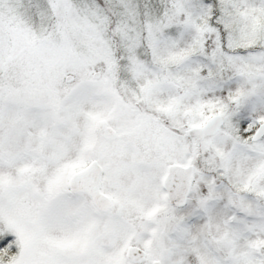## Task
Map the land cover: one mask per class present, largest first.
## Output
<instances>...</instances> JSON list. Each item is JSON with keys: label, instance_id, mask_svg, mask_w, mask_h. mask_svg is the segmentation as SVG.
Wrapping results in <instances>:
<instances>
[{"label": "rangeland", "instance_id": "obj_1", "mask_svg": "<svg viewBox=\"0 0 264 264\" xmlns=\"http://www.w3.org/2000/svg\"><path fill=\"white\" fill-rule=\"evenodd\" d=\"M262 122L264 0H0V264H264ZM92 160L107 212L68 189Z\"/></svg>", "mask_w": 264, "mask_h": 264}, {"label": "water", "instance_id": "obj_2", "mask_svg": "<svg viewBox=\"0 0 264 264\" xmlns=\"http://www.w3.org/2000/svg\"><path fill=\"white\" fill-rule=\"evenodd\" d=\"M99 72L92 73L93 78L99 77ZM71 75H66L65 80H71ZM223 117L221 115H213L209 117L205 123L199 127H193L187 131L189 135L196 136L202 139L206 136L212 135L218 127L222 124ZM264 134V123L258 125L251 136L252 141H256ZM98 167L96 162H92L83 171L74 174L68 182L69 190L72 193L82 192L88 195L93 205L98 210H107L110 208L109 198L101 193L97 186ZM193 181V166H182L179 164H170L166 168V173L162 180V186L166 191L168 202L171 206L182 207L187 201L191 185ZM125 257L129 262L140 263L145 257L146 253L143 249L136 246H128ZM151 264H160L159 260H154Z\"/></svg>", "mask_w": 264, "mask_h": 264}, {"label": "flooded vegetation", "instance_id": "obj_3", "mask_svg": "<svg viewBox=\"0 0 264 264\" xmlns=\"http://www.w3.org/2000/svg\"><path fill=\"white\" fill-rule=\"evenodd\" d=\"M139 113H140V114H139L138 117H142V115L148 117V113H147L146 110L143 111V113H142V110H140ZM137 125H138V121H134V122H132V124L129 125V126H130V129H136V128H137ZM111 132L114 134V131H111ZM115 134H116V133H115ZM251 134H252V133H251ZM92 161H96V160H92ZM92 161H91V162H92ZM91 162H90V163H91ZM90 163H89V164H90ZM89 164H88V165H89ZM88 165H87V166H88ZM100 172H101V169H100V167L98 166L97 179H98V177H99V175H100Z\"/></svg>", "mask_w": 264, "mask_h": 264}, {"label": "trees", "instance_id": "obj_4", "mask_svg": "<svg viewBox=\"0 0 264 264\" xmlns=\"http://www.w3.org/2000/svg\"><path fill=\"white\" fill-rule=\"evenodd\" d=\"M116 85V91L118 92V94H119V88H118V85L117 84H115Z\"/></svg>", "mask_w": 264, "mask_h": 264}]
</instances>
